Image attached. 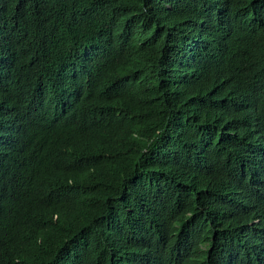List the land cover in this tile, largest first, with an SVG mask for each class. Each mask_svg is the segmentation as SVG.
Segmentation results:
<instances>
[{"label":"trees","instance_id":"16d2710c","mask_svg":"<svg viewBox=\"0 0 264 264\" xmlns=\"http://www.w3.org/2000/svg\"><path fill=\"white\" fill-rule=\"evenodd\" d=\"M43 86L57 132L12 111ZM0 264H264V0H0Z\"/></svg>","mask_w":264,"mask_h":264},{"label":"clouds","instance_id":"9594fccd","mask_svg":"<svg viewBox=\"0 0 264 264\" xmlns=\"http://www.w3.org/2000/svg\"><path fill=\"white\" fill-rule=\"evenodd\" d=\"M31 76L37 78L44 84L49 83L47 76L43 72L42 66L39 64H33L31 68ZM247 86L249 88H255L257 87V84L255 81L251 80L247 84ZM48 90H49V86H43L37 89V91H35L31 95H28L17 101L15 100L11 101L12 111L17 121L21 125H23L27 130H29V128H31L32 126L38 123H44L50 125L53 132H57L59 127L61 126L62 123L60 121V111H59L60 102L57 101L56 99L54 100L49 99L46 96ZM241 94L244 96H253L251 91L248 90L245 85H243L241 88ZM110 121H111L110 116H107L105 114L104 107L97 106L91 110L88 116L82 119V124L85 125L93 122L108 123ZM89 137L93 143V138L91 136ZM61 175L63 176L64 186L69 188H74L76 191L84 178L83 175L78 170L77 164L73 162L67 155L63 157V162L61 164ZM231 180L236 181L241 185L238 179L233 178L228 180L225 186H223L226 205L231 211L235 212L237 215L240 216L242 222L245 218L246 211L252 205L249 196L247 192L244 190V188L235 186L234 184L231 183ZM13 197L16 198L17 201H21L16 191H14ZM79 197L82 198L80 195ZM74 199L75 198H64L62 201L67 202L69 206H73ZM58 207L59 206L57 205L56 202L48 204L45 206L44 212L46 214L54 216ZM11 215L17 217V221L13 226L14 228L19 224L20 219L24 216L19 214L18 211H14L13 213H11ZM8 219L9 216L6 219V222Z\"/></svg>","mask_w":264,"mask_h":264}]
</instances>
